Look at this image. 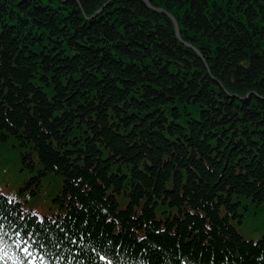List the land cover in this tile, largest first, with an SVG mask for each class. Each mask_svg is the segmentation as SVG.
I'll use <instances>...</instances> for the list:
<instances>
[{
    "label": "trees",
    "instance_id": "obj_1",
    "mask_svg": "<svg viewBox=\"0 0 264 264\" xmlns=\"http://www.w3.org/2000/svg\"><path fill=\"white\" fill-rule=\"evenodd\" d=\"M34 1L0 0V176L4 148L31 187L65 175L70 190L56 193L70 210L61 223L33 221L38 239L60 237L47 248L79 263L110 240L122 264H264V239L246 242L232 224L242 222L234 198L264 200V0H150L200 54L143 0ZM43 39L44 50L22 49ZM43 66L48 91L30 84ZM99 149L152 161L125 211ZM133 201L145 202L135 219ZM160 202L172 220L157 218ZM0 211L16 207L0 198Z\"/></svg>",
    "mask_w": 264,
    "mask_h": 264
},
{
    "label": "bare ground",
    "instance_id": "obj_2",
    "mask_svg": "<svg viewBox=\"0 0 264 264\" xmlns=\"http://www.w3.org/2000/svg\"><path fill=\"white\" fill-rule=\"evenodd\" d=\"M143 1L146 2V0H143ZM44 2H51V1L48 0V1H44ZM66 2H67L66 0L63 1V3H66ZM149 2H150V0H149ZM34 4H38V5L42 4V6L44 8L50 7V4H44L40 0H35L34 3H32L31 7L34 8ZM21 5L22 4L17 5V7L13 8V10L15 12L18 11V13L21 12L22 14H24L23 10L21 11V8H20ZM62 5L65 6V4H62ZM9 12H11V11H9ZM30 15H32V14H30ZM6 16L12 17V15H10V13H6ZM20 18L24 19L25 17L23 15H20ZM28 22H29V27L31 29H33L34 28L33 20L28 19ZM2 29L3 28H0V31ZM20 32H22V33L26 32V29H21L20 31H17L18 34ZM0 36H1V34H0ZM46 44H47L46 40L43 39L42 43L40 45H37V44L29 45L28 44L25 47L22 46V49H24L25 51H29V52H37V51L44 50V48L46 47ZM183 44H185L187 46V45H191L192 43L185 41V42H183ZM201 57L204 58V56H202V55H201ZM124 60H126V59L124 58L123 61ZM50 72H51L50 69H46V68H44V66L38 67V69L33 70L31 75L34 77V80L30 83L31 86H33V88L40 86L41 88L47 90V88L45 86L50 87L51 83H53L52 77H49ZM45 76H47V77H45ZM12 84L14 86H19L18 83L12 82ZM51 91L56 92L55 88H51ZM246 120L247 119L241 120V123L245 122ZM223 129H225V128H223ZM228 134H229V132H228ZM220 136H222V135H220ZM216 145L218 146V144H216ZM99 150L100 151H98V153H100L102 155V157H104L105 155L109 156L108 150H106V149H99ZM103 160L110 162V168H111L110 173H111V176L114 177V179H112V180H111V178L109 179L108 185L106 186L107 188H109L111 186L109 189L110 193L114 196L115 199H116V197L119 198V197L124 196L125 198L130 199L132 202V199L129 196H125V195L128 194L129 192H131V189H133V190L136 189V187H134V186H138V184L136 183L137 180H135V177L140 176L139 178L141 180H139L138 178L137 179L141 183L144 175L145 176H146V174L150 175L149 168L152 165V161L150 159L146 160L145 162H144V160L138 161L136 159L128 161V160H125L122 157H120L119 154L111 155L107 158H104ZM145 164H148L147 165L148 167L145 166ZM61 176H62V178H59V180H58L59 184L61 185V187L63 189H67L69 191L70 188L68 186H65V184H68L67 179H64L65 175H61ZM142 185H144V183H142ZM68 198L72 199V195L70 192L68 193ZM141 204H142V201H139V204H137V201H133V205H136V207L133 206V208H132L133 213L130 215V217L132 219H135L136 216H138L140 211H137V209ZM69 207H71V202L69 203ZM63 211H64V208L60 207L59 212H63ZM112 216H117V213H113ZM117 225H118V223H116V226ZM130 229L135 233L136 237L139 236L138 229H134V230H133V228H130Z\"/></svg>",
    "mask_w": 264,
    "mask_h": 264
},
{
    "label": "snow or ice",
    "instance_id": "obj_3",
    "mask_svg": "<svg viewBox=\"0 0 264 264\" xmlns=\"http://www.w3.org/2000/svg\"><path fill=\"white\" fill-rule=\"evenodd\" d=\"M7 203H12V199L9 198ZM0 221H7V216H4L2 211H0ZM8 223L11 224L10 221H8ZM14 235L16 239H11L8 232L5 231V223L0 222V264H25V260L22 259L18 253H22L23 256L27 258V264H45L43 255L37 256L33 249L36 247L44 249L46 247L45 241H47V237L43 240L35 241L34 245L30 247L28 239H22L20 232L17 231ZM24 235L31 238L33 233L25 232ZM10 239L11 243H9ZM141 239H143V237H141ZM72 242L75 243L74 240ZM47 244L52 248L60 247V237H57L55 240L47 241ZM111 245L112 242L110 240L106 243L93 241L91 252L96 253V255L88 256V264H96L97 260L104 261L105 264H122L124 258L121 253L116 250L119 246ZM98 248L100 249L99 251L97 250ZM14 249L16 251H14ZM81 251L87 255L86 249L82 248Z\"/></svg>",
    "mask_w": 264,
    "mask_h": 264
},
{
    "label": "rangeland",
    "instance_id": "obj_4",
    "mask_svg": "<svg viewBox=\"0 0 264 264\" xmlns=\"http://www.w3.org/2000/svg\"><path fill=\"white\" fill-rule=\"evenodd\" d=\"M171 19L173 27L176 30H179V20L174 17ZM246 203V202H245ZM243 234L248 237L258 238L264 232V202L260 203L257 207L250 209L246 212L245 224L241 228Z\"/></svg>",
    "mask_w": 264,
    "mask_h": 264
},
{
    "label": "water",
    "instance_id": "obj_5",
    "mask_svg": "<svg viewBox=\"0 0 264 264\" xmlns=\"http://www.w3.org/2000/svg\"><path fill=\"white\" fill-rule=\"evenodd\" d=\"M146 2H147V4H149L150 5V2L148 1V0H146ZM177 33H178V35H179V32L177 31Z\"/></svg>",
    "mask_w": 264,
    "mask_h": 264
}]
</instances>
